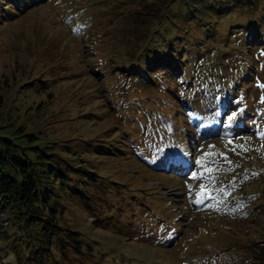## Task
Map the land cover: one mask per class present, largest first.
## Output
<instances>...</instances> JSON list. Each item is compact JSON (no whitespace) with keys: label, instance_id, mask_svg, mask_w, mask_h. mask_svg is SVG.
Listing matches in <instances>:
<instances>
[{"label":"rangeland","instance_id":"rangeland-1","mask_svg":"<svg viewBox=\"0 0 264 264\" xmlns=\"http://www.w3.org/2000/svg\"><path fill=\"white\" fill-rule=\"evenodd\" d=\"M159 54L156 86L146 70L149 84H125ZM0 95V145L11 137L36 158L50 142L46 161L63 166L78 157L85 183L61 200L86 250L57 253L62 264L253 256L264 235V0H0ZM225 108L231 125L219 130ZM78 142L90 152L72 154ZM1 218L8 229L10 211ZM0 264H17L1 239Z\"/></svg>","mask_w":264,"mask_h":264},{"label":"trees","instance_id":"trees-1","mask_svg":"<svg viewBox=\"0 0 264 264\" xmlns=\"http://www.w3.org/2000/svg\"><path fill=\"white\" fill-rule=\"evenodd\" d=\"M156 15L157 13L151 18ZM175 28L176 26L172 29ZM171 44L172 54L178 48L179 55L183 56L182 58L186 56L187 53L182 51L181 43L176 41ZM166 51L163 55L168 54ZM159 57H161L160 54L148 59L145 68L136 70V73L125 71L126 75L128 73L135 75L133 82H125V84L130 86L140 82L149 84L148 78L143 74V71L146 70L152 73L150 85L156 86L158 80L155 76H160L159 73L162 72L161 67H163L162 59ZM4 102V97L0 95V106H3ZM10 120H14L13 117H10ZM18 130L22 132L23 126H19ZM29 136L37 138L36 133H30ZM108 137L112 138V136ZM119 137V143H126L123 135ZM49 143L34 146V150L37 152L36 158L30 157L28 154L22 157L12 147L15 144L13 138L2 137L0 145V239L11 248L17 264H62L57 253L67 256V250L71 248L73 254L78 255L86 250L82 246L81 240L78 239L83 237L81 228L65 223L63 214L66 205L61 200L62 193L72 192V188L85 183L83 178L76 176L81 168L78 166V157H72V165L67 162L68 165L63 166L58 161L50 163L45 158H53L57 152L53 150L54 146ZM114 146L115 143L110 144L109 148L112 149ZM43 147L46 155L40 153V149ZM85 148L90 152L89 143L72 144V154H83ZM44 164L50 167L44 168ZM71 169L72 172H70ZM55 171L56 173H54ZM52 172L54 175H50ZM39 174H45L47 178L45 186L39 185ZM6 210L10 211L12 217L11 226L8 229L3 227L1 218L2 212ZM62 219L64 222L61 221ZM253 242L254 244L250 248L253 256H248L244 260V264H256L257 261L264 264V235L263 238ZM87 248L90 254H94L92 244H87Z\"/></svg>","mask_w":264,"mask_h":264},{"label":"snow or ice","instance_id":"snow-or-ice-1","mask_svg":"<svg viewBox=\"0 0 264 264\" xmlns=\"http://www.w3.org/2000/svg\"><path fill=\"white\" fill-rule=\"evenodd\" d=\"M234 116H235V114H233V116H229L228 117V119H229V121H231L233 118H234ZM246 150V149H245ZM208 155H210V153H205V156H208ZM196 163L197 164H201L202 163V158H199V159H197V161H196ZM209 171H210V169H209ZM193 178H196V174L195 173H193ZM203 185H201V188L203 189ZM196 203H200L201 202V200H200V198H199V194H198V198H197V200L195 201Z\"/></svg>","mask_w":264,"mask_h":264},{"label":"bare ground","instance_id":"bare-ground-1","mask_svg":"<svg viewBox=\"0 0 264 264\" xmlns=\"http://www.w3.org/2000/svg\"><path fill=\"white\" fill-rule=\"evenodd\" d=\"M4 218H7V216H6V215H4Z\"/></svg>","mask_w":264,"mask_h":264}]
</instances>
